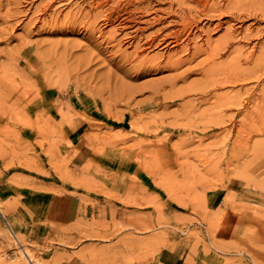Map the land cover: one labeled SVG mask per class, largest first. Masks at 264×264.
<instances>
[{"label": "rangeland", "instance_id": "1", "mask_svg": "<svg viewBox=\"0 0 264 264\" xmlns=\"http://www.w3.org/2000/svg\"><path fill=\"white\" fill-rule=\"evenodd\" d=\"M203 8L0 0L2 264L27 260L9 233L12 221L34 255L28 264H172L178 255L180 264H264V157L255 148L264 135L246 127L249 140L243 134L232 146L222 132L238 113L223 105L227 94L242 86L202 92L214 66L206 54L168 63L189 58L208 26L214 44L238 25L259 30L264 42V19L205 17ZM189 35L191 50L183 51ZM231 57L217 58L218 66ZM262 84H245L243 99ZM65 196L79 209L63 225L53 213Z\"/></svg>", "mask_w": 264, "mask_h": 264}, {"label": "bare ground", "instance_id": "2", "mask_svg": "<svg viewBox=\"0 0 264 264\" xmlns=\"http://www.w3.org/2000/svg\"><path fill=\"white\" fill-rule=\"evenodd\" d=\"M173 1L177 5H179V7H182L184 3H194L196 4L197 7H204L201 11H197V12L198 14L205 16V17H209V14H214L217 17H221L225 13L227 14L230 13L232 17L238 20L242 19V15H246V14L248 16H243V18L254 16L255 19L257 20L258 16L261 15V19L262 20L264 19V1L263 0H173ZM180 14H177V15L179 16ZM236 16H238V18H236ZM184 21H185L184 25L187 29V27L189 26L188 25L189 22L186 19ZM221 25H222V22L219 21V24L216 26V28L218 27L220 28ZM205 27H206L205 24L201 25V24L196 23L195 28H197V30L199 31L200 29H205ZM243 28L244 27L242 25L231 27L229 30L226 31L225 35L217 43L214 44L211 40V36H210L211 30L209 29V26H208V30H207L208 38L205 40L206 42L202 43L204 45L196 44L193 48V53L190 55L189 58H186V59L182 57L176 58V55H175L173 56L174 60L171 59L169 60L168 63L173 64V67H179L182 64L190 61L192 58H195L197 55L206 54L207 60L211 61L215 67L213 66L212 68L206 69L204 71V73L207 76L212 78V82L206 85L207 86L206 90L202 89L205 87V85L201 87L202 92L206 91V92L211 93L212 90H217V89L219 90V89H222V87L224 88V86L231 87V86L240 85L243 88V86L249 82H255L256 87L259 88L260 86L263 85L262 83L264 82V42L261 40L262 34L259 30L255 33V31L251 30V28L248 29L249 31L247 33H245ZM178 41H179V36L177 35L175 37V43ZM191 42H192V39H191V36L189 35L187 39L184 41V43H181L178 46H181L183 51H190ZM242 43H245L243 44V46L245 45L246 48L235 47L236 44H238L237 46H240ZM227 54H230L232 56L230 61L227 62L226 65L219 67L216 59L219 57H222V55H227ZM52 87L57 88L58 90H62V85H60V83L58 82L56 83L54 82ZM242 88H240L239 93L236 95H233V94L231 95L230 93L234 90L230 91L227 94L228 95L227 100H225L226 103H228V105L225 103V101L223 104L225 107L228 106L227 107L228 111L234 110V109L238 110V113L234 112L235 115L233 112H232L233 113L232 115L230 113V116L228 117V119L222 122V124H226L223 127L224 131H222L224 132V134L227 135V138L225 141L234 140V144L232 146L234 145L236 146L237 144H240L242 142V136L244 135L247 136L244 138L245 142H246V138L247 140H249L248 139L249 136L246 134V132H248L249 130L246 129L247 131H245L246 127L255 128L254 130L258 129L257 132H260L262 136L264 135V121L261 120L262 116L264 115V88L259 90V92L257 91V89L252 92H246V94H248V97H249L248 100H246V98L243 99L242 97L243 89ZM229 90L231 89L229 88ZM195 92H197V90ZM224 98L226 99V97ZM243 109L245 110L246 113H245L244 118L242 120L240 119L239 121L237 120L238 119L237 115H241L240 113L242 112ZM261 121L263 122V124L260 123ZM258 123L262 124L263 126L258 127ZM33 126L35 125L33 124ZM243 130L245 131V133H243L244 132ZM41 132L44 133L43 128ZM139 132H141L140 129H134L133 135L138 136ZM249 133H251L252 135L254 132L252 133V131H250ZM262 138L263 140H260V142H257V146H255V148L257 147L259 149V154L260 153L263 154L262 156L264 157V137ZM253 152L255 153L257 152V150L256 151L254 150ZM74 156L75 154L71 153L69 156H66V157L72 158ZM261 159L262 157L260 158V160ZM1 210L2 209H0V212ZM7 225L9 224L7 223ZM8 228L10 231L9 233L12 234L15 237V240H17L16 242H18L19 251L21 252V256L23 258L24 257L27 258L29 262L34 261L32 258L34 257V255L33 256L31 255L30 257V254H33L32 251L28 250L27 247H24L23 245H21L20 241L17 238L18 234L16 235V231L17 233H20V231H19V227L17 226L16 222L12 221L11 225H9ZM27 260L22 259L21 263L19 262L18 263L28 264L26 263ZM0 264H2L1 261H0ZM35 264H42V263L39 260H37Z\"/></svg>", "mask_w": 264, "mask_h": 264}, {"label": "crops", "instance_id": "3", "mask_svg": "<svg viewBox=\"0 0 264 264\" xmlns=\"http://www.w3.org/2000/svg\"><path fill=\"white\" fill-rule=\"evenodd\" d=\"M86 148L87 147L82 148L81 153L78 156L79 160L86 156ZM78 209L77 202L73 197L65 196L56 198V201L54 202V219L58 224H69L76 218ZM173 255L174 254H172V256ZM180 258L182 259L179 255L176 256V258L173 256L174 262H172V264H180Z\"/></svg>", "mask_w": 264, "mask_h": 264}]
</instances>
